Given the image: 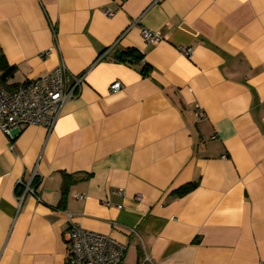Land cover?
<instances>
[{
    "label": "crops",
    "instance_id": "crops-1",
    "mask_svg": "<svg viewBox=\"0 0 264 264\" xmlns=\"http://www.w3.org/2000/svg\"><path fill=\"white\" fill-rule=\"evenodd\" d=\"M0 56L9 89L85 73L52 129L0 130V264H66L70 223L119 264H264V0H0Z\"/></svg>",
    "mask_w": 264,
    "mask_h": 264
},
{
    "label": "built area",
    "instance_id": "built-area-1",
    "mask_svg": "<svg viewBox=\"0 0 264 264\" xmlns=\"http://www.w3.org/2000/svg\"><path fill=\"white\" fill-rule=\"evenodd\" d=\"M104 12L108 16L113 14L109 8ZM141 33L148 42L160 38L158 33L147 29H142ZM182 52L190 56L191 49L183 47ZM84 78L85 73L72 74L64 63H60L49 73L27 80L15 88L9 89L0 81V130L7 137L13 138L22 125H43L52 129L61 108L78 94ZM109 89L116 93L121 89V83L114 81ZM204 115V111L198 107L195 111L196 118H203ZM18 184H22L25 194L30 193L37 197L36 190L30 186L31 180L28 183L19 180ZM77 197L82 198V195ZM140 198V194L135 195L136 200ZM65 238L66 264H119L125 251V246L113 237L87 230L78 223H70ZM144 261L147 264H157L147 256Z\"/></svg>",
    "mask_w": 264,
    "mask_h": 264
},
{
    "label": "trees",
    "instance_id": "trees-1",
    "mask_svg": "<svg viewBox=\"0 0 264 264\" xmlns=\"http://www.w3.org/2000/svg\"><path fill=\"white\" fill-rule=\"evenodd\" d=\"M139 54V58H136L135 55ZM129 56L131 57V59H134L135 61L140 60V53H138L137 51H135L134 49H127L121 52L119 59L121 61H124L125 57ZM13 70L14 68L9 66L0 56V81L2 84H4V82L6 81V79L10 76H12L13 74ZM150 71V67L148 65H143L141 72L143 75H147ZM18 85H15L13 88L17 87ZM32 188H34V190H37L38 186H39V180H33V182L30 185ZM195 186V184L193 182L187 183L184 186L180 187L179 189L176 190L175 194L178 196H181L187 192H189L190 190H192V188Z\"/></svg>",
    "mask_w": 264,
    "mask_h": 264
},
{
    "label": "water",
    "instance_id": "water-1",
    "mask_svg": "<svg viewBox=\"0 0 264 264\" xmlns=\"http://www.w3.org/2000/svg\"><path fill=\"white\" fill-rule=\"evenodd\" d=\"M120 55H117V57H119ZM135 57L139 58V54H136Z\"/></svg>",
    "mask_w": 264,
    "mask_h": 264
}]
</instances>
